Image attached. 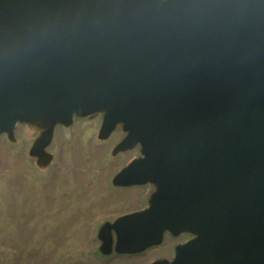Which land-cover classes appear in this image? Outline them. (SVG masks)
Instances as JSON below:
<instances>
[{
    "label": "water",
    "instance_id": "1",
    "mask_svg": "<svg viewBox=\"0 0 264 264\" xmlns=\"http://www.w3.org/2000/svg\"><path fill=\"white\" fill-rule=\"evenodd\" d=\"M158 1L0 0V135L111 90L135 105L130 86L159 107L147 136L172 139L136 165L159 195L116 250L167 231L195 236L171 264H264V0Z\"/></svg>",
    "mask_w": 264,
    "mask_h": 264
},
{
    "label": "rangeland",
    "instance_id": "2",
    "mask_svg": "<svg viewBox=\"0 0 264 264\" xmlns=\"http://www.w3.org/2000/svg\"><path fill=\"white\" fill-rule=\"evenodd\" d=\"M127 90L138 108L111 90L80 100L71 115L54 107L18 115L0 135V264H171L195 238L164 231L140 252L116 250L113 226L159 195L136 165L172 139L147 136L145 118L159 107Z\"/></svg>",
    "mask_w": 264,
    "mask_h": 264
},
{
    "label": "bare ground",
    "instance_id": "3",
    "mask_svg": "<svg viewBox=\"0 0 264 264\" xmlns=\"http://www.w3.org/2000/svg\"><path fill=\"white\" fill-rule=\"evenodd\" d=\"M112 93H114V95H115V94H118V93H115V92H112Z\"/></svg>",
    "mask_w": 264,
    "mask_h": 264
}]
</instances>
